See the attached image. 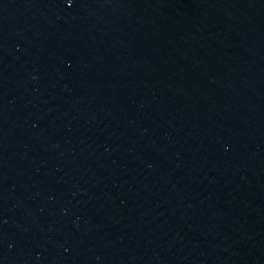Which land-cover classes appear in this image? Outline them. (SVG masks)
<instances>
[{
  "label": "water",
  "instance_id": "obj_1",
  "mask_svg": "<svg viewBox=\"0 0 264 264\" xmlns=\"http://www.w3.org/2000/svg\"><path fill=\"white\" fill-rule=\"evenodd\" d=\"M0 264H264V0H0Z\"/></svg>",
  "mask_w": 264,
  "mask_h": 264
}]
</instances>
